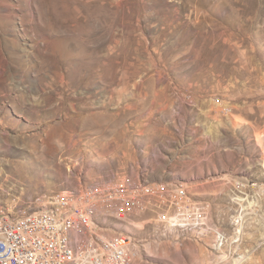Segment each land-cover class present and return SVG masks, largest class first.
<instances>
[{
	"label": "rangeland",
	"instance_id": "1",
	"mask_svg": "<svg viewBox=\"0 0 264 264\" xmlns=\"http://www.w3.org/2000/svg\"><path fill=\"white\" fill-rule=\"evenodd\" d=\"M46 131L73 152L22 140ZM0 184L13 215L96 190L133 264H264V0H0ZM176 186L205 225L162 219Z\"/></svg>",
	"mask_w": 264,
	"mask_h": 264
},
{
	"label": "built area",
	"instance_id": "2",
	"mask_svg": "<svg viewBox=\"0 0 264 264\" xmlns=\"http://www.w3.org/2000/svg\"><path fill=\"white\" fill-rule=\"evenodd\" d=\"M1 187V184H0ZM158 193L163 190H157ZM129 197L125 195H116ZM98 196H90L81 191L77 202H63L65 213H56L48 208L22 218H8L0 214V264H132L139 252L131 238L120 236L108 239L96 234L90 225L87 247H79V231L83 223H89L87 212L89 203ZM56 199V195L50 197ZM188 192L184 186H176L169 195L172 214H163L162 219L172 226L197 227V222L207 221L202 208L188 207ZM0 199V207H5ZM139 196H130L129 209H121L122 213H130L140 206ZM12 210V209H10ZM121 212L118 213L123 217ZM75 226L78 234V246L72 249V256H64L61 244V233L65 227ZM118 242H127L128 251L118 249Z\"/></svg>",
	"mask_w": 264,
	"mask_h": 264
},
{
	"label": "bare ground",
	"instance_id": "3",
	"mask_svg": "<svg viewBox=\"0 0 264 264\" xmlns=\"http://www.w3.org/2000/svg\"><path fill=\"white\" fill-rule=\"evenodd\" d=\"M97 106V105H96ZM99 109L103 107V102H99L98 104ZM85 109V108H83ZM93 120V124L89 125H83L81 126V129L78 127V131L80 132L81 136H86L89 132L93 131L95 132L97 129L100 130L99 132H95L97 135H99L96 140H103L104 133H107L109 130V127H105L102 123L103 116L97 112L92 117H90ZM66 121L61 122L58 124L59 126H62ZM77 123L80 124V120H77ZM45 135L41 140H38L40 135H36L31 138H24L22 139L24 142L26 139L28 141H34L33 148L37 153H40V158H43V161H46L48 163H53L56 158L60 154H68L73 152V147L76 146L73 142L68 144L65 142V146L62 145V141H64V137H58L53 135L54 133L52 131H46ZM91 134V133H90ZM65 134H62L64 136ZM73 143V144H72ZM84 193L89 194L90 196H98V192L94 189H87L84 191ZM55 196V195H54ZM53 197V196H52ZM81 198V194L78 193L75 194H57L56 199H49L48 201V209L50 211H56V213H65V205H62L63 202H77L78 199ZM98 197H95L92 202L89 203V212H87V220L89 223H83V230L79 231V247H87V240L89 239V232L90 231V225L93 226V218L95 215V207L97 206ZM125 204H130V199H123ZM35 213V212H34ZM2 215H7L8 218H22L23 215H32L33 213H27L23 212L21 215H13V214H5L0 212ZM61 244L64 246V256H72V249H76L78 246V234L77 229H75V226H68L65 227V233H61ZM128 244L127 242H118V249L121 251H128L127 248ZM133 264V263H132Z\"/></svg>",
	"mask_w": 264,
	"mask_h": 264
}]
</instances>
